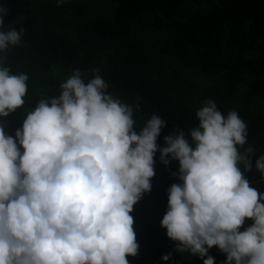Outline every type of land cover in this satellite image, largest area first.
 I'll list each match as a JSON object with an SVG mask.
<instances>
[{
	"label": "clouds",
	"instance_id": "9594fccd",
	"mask_svg": "<svg viewBox=\"0 0 264 264\" xmlns=\"http://www.w3.org/2000/svg\"><path fill=\"white\" fill-rule=\"evenodd\" d=\"M22 38L0 30V264H129L139 255L130 213L151 191L157 151L164 165L179 163L160 222L174 251L214 264L215 246L224 264H264V193L244 175L256 149L237 111L206 99L197 124L174 126L160 147L165 119L152 114L137 129L138 103L111 94L99 68H77L7 135L2 118L25 105L29 76L3 59ZM255 168L264 180V155Z\"/></svg>",
	"mask_w": 264,
	"mask_h": 264
},
{
	"label": "trees",
	"instance_id": "16d2710c",
	"mask_svg": "<svg viewBox=\"0 0 264 264\" xmlns=\"http://www.w3.org/2000/svg\"><path fill=\"white\" fill-rule=\"evenodd\" d=\"M0 6L7 10L0 30L23 29L21 44L3 63L29 76L25 105L2 118L7 135L15 136L39 99L59 95L72 70L99 68L111 94L138 103L137 129L152 114L168 122L160 147L174 126L197 124L195 111L206 99L225 113L237 111L256 149L244 175L264 193L255 168L264 155V0H66L60 7L57 0H0ZM178 169V161L166 166L156 152L151 191L130 213L139 255L127 257L129 264H203L174 251L160 224L168 189L180 183L172 175ZM251 224L246 220L244 227ZM168 253L171 259L162 260ZM209 255L224 264L226 256L215 246Z\"/></svg>",
	"mask_w": 264,
	"mask_h": 264
}]
</instances>
